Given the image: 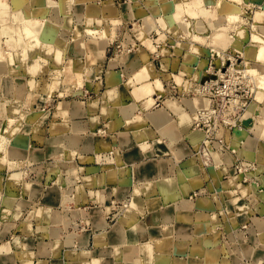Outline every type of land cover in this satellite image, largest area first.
Wrapping results in <instances>:
<instances>
[{
    "label": "crops",
    "instance_id": "0c3cea01",
    "mask_svg": "<svg viewBox=\"0 0 264 264\" xmlns=\"http://www.w3.org/2000/svg\"><path fill=\"white\" fill-rule=\"evenodd\" d=\"M81 1L61 0L57 16L71 14L74 19L68 23L73 24L97 25L103 19L113 23L116 18L110 9L115 6L122 23L138 20L134 23L140 28L137 38L142 42L145 32L151 30L147 20L156 25L164 16L163 24L177 21L171 0L163 4L168 15L164 11L155 14L151 0H132L128 8L115 0ZM243 1L264 6V0ZM234 3L241 7L242 2ZM136 10L147 12V17L135 15ZM61 34L64 45L47 48L50 65L44 63L40 68L49 76L34 77L33 82L53 89L56 85L88 86L97 88L98 95L62 98L53 108L43 110V128L34 133L37 144H26L22 155H14L30 160L27 169L36 174L23 182L34 193L29 192L25 204L22 202L25 211L28 206L31 210L23 221L13 219L15 223L7 229L14 232L0 242V264H264V230L256 234V224L246 225L255 216L264 218L263 196L252 185L242 183L235 164L227 161L228 154L218 164L210 159L216 169L222 166L219 175L207 171L194 153L193 137L200 132L192 130L191 107L182 99L187 97L183 91L190 77L182 71L181 67H187L180 63L181 53L177 51L176 57L163 62L152 58L151 46L143 42L132 51L108 57L86 34ZM111 40L103 43L107 52ZM83 48L87 49L76 51ZM183 51L195 58L193 48ZM59 55L56 67L54 59ZM65 59V63L73 62L76 72L67 71V64L62 66ZM148 79L162 81L160 107L147 104L158 91L156 88L148 97L152 87ZM45 93L42 109L50 100ZM138 93L147 97L137 98ZM169 98H175L183 112L167 104ZM133 100L136 108L132 113L122 108ZM163 107L173 121L165 110L152 111ZM60 140L63 148L54 153L51 145ZM112 150L113 161L96 160L98 153ZM142 182L147 185L141 186ZM127 198L130 209H123L115 219L111 200Z\"/></svg>",
    "mask_w": 264,
    "mask_h": 264
},
{
    "label": "rangeland",
    "instance_id": "374dc122",
    "mask_svg": "<svg viewBox=\"0 0 264 264\" xmlns=\"http://www.w3.org/2000/svg\"><path fill=\"white\" fill-rule=\"evenodd\" d=\"M2 1L6 3L8 7L3 9L0 6V50L2 52L3 57L5 58V62H6L5 64L7 66V69L5 71L0 72V132H1L0 139L2 138V136L3 138H5V143H4L5 147L0 150V242H5L7 239L10 238V235L14 232V229H12L13 231L7 229L9 226H11L10 224L14 222L13 219L16 218L15 222L17 221L19 223L20 221L24 220L29 210H31V206L30 207L28 206L27 211H25L24 199L28 198L29 192L30 194L34 193L33 192L34 189L33 187H30V184L23 182V180L30 179L31 176L35 175L36 173L35 172L33 173L31 172L30 169L29 170L27 169V166L30 164V162L28 161L30 160H24V158L22 157L16 158L14 155L17 156L22 155L24 153L23 150L26 149L25 148L26 144H31V145L37 144L38 140L35 137L36 134L34 133H38L39 129L41 128L42 130L43 128L42 124L44 121H43V117H41L44 112L43 110L53 108L55 106V103L62 98L78 99L82 96L92 98L93 96L96 97L98 95L97 88H92L88 86L78 89L68 86L58 88L56 85L55 86L56 88L53 89V88L43 87L41 86V84H39V82L36 83L33 82L35 81V78H42L49 76L50 73L48 71L45 70V73H43L44 70L40 71L41 68L40 65L44 63H45L44 65L46 66L50 65L49 64L50 62L47 61L48 58L46 57L47 51H49V49L47 50V48L64 45V40L61 33L63 34L67 33L69 37L71 36L77 37L78 35L86 34L85 36H90L91 38H93L98 43L99 49H101L102 47V51L104 50V52L107 53L108 57H110L112 55L116 56L121 53H127L128 52L127 48L131 46L141 47L143 46V42L147 43V45L149 44V46H151V48L154 49L155 45L153 41L155 38L158 37L157 31H155L156 29H158L161 38L164 39H165L164 33L166 31L173 32L176 37L172 41V43L174 44V48H176L174 54L169 56L168 54H165L166 52L164 50L163 52H160L158 56L156 51L151 50L152 58L154 57L158 60L161 59L164 62L170 58L176 57L175 53L177 51L178 53L179 52L181 53L178 54L180 63L185 62V65L187 67V68L181 67L182 71L184 73L186 72L191 78L195 79L193 80L194 84L190 89L191 91L188 92L183 91L184 94L186 93L187 97L183 96L182 99L191 107V112H193L194 114H196L198 108L209 106V101L206 97L199 96L196 94L197 93L195 91L196 86L199 87L198 85L203 84L205 80H209L214 83L212 91L214 93H217L219 91V86H217V82L223 83V80L225 79L229 81L230 86L228 87L227 95L225 94L222 95V98L218 96L217 101L219 103L220 102L222 103V100H224V104L222 103V105L226 109V112L228 110L231 113H233V111H236L237 109L239 112L240 109L241 112L243 113L242 121L243 120L250 121V125H251L250 127H244V124L242 122L238 123L236 127L240 125L241 126L243 125V127H239L236 130L237 136L232 135L234 139L232 145L235 150H240L242 152V157L244 158V161L248 160V158L252 159V163L249 164L246 162V166L247 168L250 165L256 166L255 168L249 170L255 173L253 174L255 177H253L254 182L252 184H247V185H252L251 187L257 189V191L259 192V196H263L264 198V180H263L264 178L262 177V175H264V166L262 167V165L264 164V87H263L264 84H262V82L264 83V60L262 59L257 60V58L255 57L257 50L260 48L261 45L264 44L263 41L264 40V17H263L264 6H262L260 3L257 2H246L243 0H226L229 2L228 4L230 3L233 4L234 2L237 3L242 2L241 7L238 4L234 3L235 6L237 5L236 6L237 9L240 7L241 11L239 10L237 11V9L235 8L236 10L230 11V13L232 12L233 14L232 15L229 12H227L228 8L227 10H225V12H221L222 9L216 6L217 5L216 0H214V2L213 0L211 1L204 0V3L206 5L203 3L204 5L202 6V8L204 9L206 14L203 15V13H201L197 15H192L187 10L188 0H172L174 3L181 2V4L184 7L183 8L184 12L181 14L180 18L174 23L172 24L169 23L168 25L166 23L163 24L165 21V16L164 18L159 19V21L161 22L159 25H156L155 22L151 19L147 20L151 30L148 31V33L145 32L146 35H144L145 37L142 38L143 39L142 42L140 38L139 39L137 38V36H140L139 34L140 28L138 27V25L135 26L134 23L136 21L138 22V20L132 21L131 24L129 25L122 23L124 22L123 17H120L122 15L120 13L122 12L119 13L120 16L118 17V9L115 6L112 7V10L110 9V11H112V13L114 14L113 15L114 18H116L115 20L112 21L113 23H109L108 19L106 20L103 19L102 22L98 23L97 25H93L92 23H88V22H86L88 23L86 25L85 21L82 24L81 22L78 21L74 22V24L71 22L68 23L69 20L74 19L72 18L73 16H71V14L60 13V16H57L58 13L56 10L58 8L56 6L57 3H59L61 0L60 1L59 0H2ZM102 1H107V0H96V2H102ZM115 1H117V3H121V0H115ZM136 1L137 0H135V2ZM151 1L152 3H154L156 7L154 10L155 14H161L164 11V15L165 14L168 15L169 12L165 10L163 4L170 0H151ZM190 1L191 0H189V2ZM128 2L132 3V0H125V1L122 0V3L126 5V8L129 7V4H127ZM209 2L212 4H210ZM228 4L227 6H229ZM52 6L54 7L51 13ZM107 6L108 5H106L105 7ZM71 12L72 9L70 8V13ZM209 13L210 14L214 13L216 16L212 15L213 17L210 18V16L208 17V15H210ZM227 14L228 15L230 14L231 17L228 16ZM258 14H261L262 16L261 17L262 20L259 23L256 20ZM135 15H142V16L145 15L144 16L145 18L147 17V12L141 11V13H139L136 10ZM234 15H236V17H233ZM117 17L119 19L118 21H117ZM78 18H80V15L78 16ZM230 18L231 20L228 21ZM33 20L38 21L39 23H42L44 25L43 27L44 30L42 31V34L39 37L40 43L36 36L29 37L26 35V33H24L25 31L23 30L26 24L33 23L34 22ZM65 22H67L68 24H66ZM125 22L128 23L129 21L126 20ZM53 23H56V27L54 26L55 24ZM88 25H90L91 27L89 26L90 27L89 28ZM5 28L8 29V32H4ZM88 28L95 30V33L94 34L90 33ZM100 29L102 31L104 30L105 32L104 31L101 32ZM102 33L103 35H101ZM112 33L114 35H112ZM252 35L254 37L256 35L258 37H262V36L263 37L259 38L262 39L261 41L258 40V38H256L257 40H254L253 39L254 37ZM193 36L194 37L201 36V39L199 37L198 38L196 37L194 39ZM204 37H206L207 39ZM108 39H112L111 40L112 43L108 47L109 52H107V50H105L103 46V43L107 42ZM79 41H85V40L79 39ZM76 44L77 42L73 43L72 49L73 47H75ZM188 47H191V49L193 48L196 51V53H194L195 58L193 57L190 58V56L189 57L186 56L187 55L186 51H183V49ZM87 48H83L80 51L78 50L76 51L81 53L85 51ZM59 56L55 57L54 59V63L56 67H58L60 64L58 59H60L61 56L60 57ZM44 58H46L45 59L46 61L42 60ZM33 61L34 63H32ZM65 61L66 59L63 60L62 66H65L67 64V67H65L66 70L68 69L69 72L73 71L72 73L76 72L74 71L73 68L74 66L73 62L69 61L68 63H65ZM82 64H84L85 66L86 65L85 61L82 62ZM34 66L36 68H34ZM255 67L258 70L259 69L260 70L258 71ZM193 68L194 71H192ZM252 68L256 69L257 71L256 70L254 71V69L253 71H251ZM188 69L190 70L188 71ZM85 71L86 74H89L88 67H86ZM255 72L259 74L257 75ZM84 73L85 72L83 71V77L85 75ZM185 74L183 77H185ZM261 76H263V79L261 78ZM258 81H262V82L260 83ZM148 82L150 85H152L148 97L152 96L153 91L156 88L159 91L158 93L164 94L161 80L156 79L155 81H152L148 79ZM28 83H31L32 85L31 84L29 85ZM157 83L159 85H157ZM188 83L186 84V86L188 85ZM80 89H82V91ZM43 91L46 92L45 93L46 97L47 96L49 97L50 94L49 103L44 107V109H42L44 103L42 100ZM228 99L229 101L238 99L236 109H234L235 108L234 103L230 104L229 102L228 103L225 102ZM188 100L192 101L191 104L188 103ZM201 100L204 101V103L200 104L199 101ZM177 102L178 101L175 98H169L166 101L167 104L174 106L178 112H183L184 109H182L180 106H177L178 105ZM147 104H149L150 106L154 105L155 99L151 98L150 101L147 102ZM122 108L128 110L130 109L132 113L133 110L136 108V100H133L130 103H126L125 106ZM143 108L147 109V106L144 105ZM152 109H153L152 111L155 110L167 111L166 109H164V107L157 109L152 108ZM150 111L151 110H149V112ZM191 112H190V116H191ZM168 113L170 114V117L172 119L171 121H173L174 118L171 116V113L170 112ZM46 119H47L46 121L48 122L47 117ZM229 120L232 121L231 119ZM191 122H192L191 128L193 130L195 123L192 121V119ZM236 127L232 128L233 132ZM227 128L230 129L229 127ZM5 129L8 130L6 131ZM194 135L195 134H193V136ZM219 136L221 138L223 137V134L220 132ZM195 137L196 139L193 137V142L195 145H199L201 140L205 139V137L202 136L201 132L200 134H198V136ZM40 142H43V140ZM206 143L209 145V147L213 146V144H211L209 140H206ZM241 144H243V147L239 149ZM60 145H61V140L59 143H57V145L53 143L51 145L52 151L54 153H59V151L63 148V146ZM215 146L219 148L216 142H215ZM215 150H211V154H208V158H211V161L214 160L218 164L219 162H221V159H223V157H221V153L219 151H215ZM194 153L199 159L201 158V155H199V153H197L196 150ZM227 154H228L227 161L229 163L235 164L236 159L233 158L230 152H227ZM208 158H206V161L209 162L210 160ZM96 160L98 162H103V163L111 162L114 160V156L110 153L108 154L98 153L96 155ZM201 162L204 166L205 163H203V159H201ZM215 167H217L215 164H210V169L212 171H215L216 169ZM220 169H222V167ZM220 169L217 168L216 172L219 175H222L223 171ZM258 173L263 178L262 181L259 179ZM257 180L259 181L258 182L259 186L254 184ZM146 185L147 184L145 182H142L141 184V186L144 187ZM42 186L47 187V185H42ZM124 201H125L124 203L127 205L126 209H130L131 207L130 200L127 198ZM22 202H24V204H22ZM112 202L113 201L111 200V203ZM63 204L67 205V201H63ZM108 211L110 212V207L108 208ZM121 211L114 215L115 219L120 215ZM18 213L19 216L14 217L15 214ZM263 213L264 212L262 210V214ZM248 224H251L250 226L252 227L254 226L253 224H256L258 229L256 231V234L264 230L263 217L255 216L253 218V222L250 223L248 221L246 225L248 226ZM246 229L247 228H245V230ZM258 264H262V263L259 262Z\"/></svg>",
    "mask_w": 264,
    "mask_h": 264
},
{
    "label": "built area",
    "instance_id": "2783aa9c",
    "mask_svg": "<svg viewBox=\"0 0 264 264\" xmlns=\"http://www.w3.org/2000/svg\"><path fill=\"white\" fill-rule=\"evenodd\" d=\"M121 2H122V0H121ZM155 31H157L158 37L155 39L153 37V39H154L153 43L155 45V48L152 50L156 51L158 56H159V53L163 52L164 50L166 52L165 54H168L169 56L174 54L176 48H174V44L172 43V41H173V39L176 38L175 34L171 31H166L164 33V35H165V39H164V38H161V35H160L158 29H156ZM136 46H138V45H136ZM127 49L129 52V51H132L134 49V47L131 46ZM188 77H190V76L188 75ZM190 80H191V82L189 81L188 85L184 89L185 92L191 91L190 89L192 88V86L194 84L193 80H195V79L190 77ZM229 84H230L229 81L226 79L223 80V83L217 82V86H219V91L217 93H214L212 91L214 83L212 81H209V80H205V82L203 84L198 85L199 87H197V86H196L197 88L195 87V91L197 92L196 94L199 96L206 97L209 101V106L198 108L196 114L191 112L192 121L195 123V125L193 127V131H199L202 133V136L205 137L204 140H201L199 145H196V152L199 153V155H201V159H203V163H205L204 165L206 166L208 171L211 170L210 164H212V162L209 161L210 162L209 163L208 161H206V158H208V154H211V150L216 149L215 151H219L221 153V157H223L225 154H227V152H230L233 155V157L236 159V163H235L236 173L242 179V183L243 184L245 183L244 185L252 184L254 182V180L251 181V178L255 177L253 175L255 173L253 171L251 172L249 170L255 168L256 166L250 165L247 168L246 162L250 164V163H252V159L248 158V160L244 161V158H241L242 152L240 150H235L233 148V145H232L233 144L232 142L234 140L232 135H236V130L239 127H243V125L236 127L239 122L240 123L242 122L243 113L241 112L240 109H239V112H238V109L236 111H233V113H231L228 110L226 112V109L222 105V103L224 104V100H222V103L221 102L219 103L217 101L218 96L220 98H222V95H224V94L227 95L228 87L230 86ZM158 92L159 91H157L156 95H155L154 106H156V107L162 106V98H163L162 95L163 94L158 93ZM225 102L226 103L229 102L230 104L234 103V105H235L234 109H236L238 99L237 100L235 99L232 101H229V99H228ZM229 119H231L232 121H230ZM227 127H229L230 129H228ZM233 127H236L234 129V132L232 131ZM220 132L223 134V137H221V138L219 136ZM206 140H209L211 142V144H213V146L209 147V145L206 143ZM215 142L217 143L219 148H217V146H215ZM242 147H243V144H241L239 149H241ZM113 152L114 151L112 150L110 152V154L113 155ZM208 159L210 160L211 158H208ZM204 160H205V162H204ZM207 163H209V164H207ZM253 163H255V162H253ZM258 177L262 181V177L259 175V173H258ZM258 182L259 181L257 180L254 184L258 185ZM124 202L125 201H119L117 199L113 200L111 205L114 209V213L112 215H115L116 213L120 212L122 209H126L127 205ZM245 227H246V225H244V228Z\"/></svg>",
    "mask_w": 264,
    "mask_h": 264
},
{
    "label": "bare ground",
    "instance_id": "6f19581e",
    "mask_svg": "<svg viewBox=\"0 0 264 264\" xmlns=\"http://www.w3.org/2000/svg\"><path fill=\"white\" fill-rule=\"evenodd\" d=\"M62 1H64V0H62ZM211 1V0H210ZM217 1V5L216 6H218V7H220L222 10H221V12H225V10H227V8H228V10H227V12H229L230 13V11L231 10H236L237 9V5L235 6V4L233 3H230V4H228L229 2L228 1H226V0H216ZM213 2H214V0H213ZM171 3L173 4V6L175 7V12H176V16H175V18L178 20L179 19V16H181V14L184 12V7H183V5L181 4V2L180 3H174L172 0H171ZM187 3H188V12L190 13V14H192V15H197V14H201V13H203V15H205L206 13H205V11H204V9L202 8V6L205 4L204 3V0H191L190 2H189V0L187 1ZM204 3V4H203ZM207 3H208V1H207ZM210 3V2H209ZM210 4H212V3H210ZM227 4L229 5V6H227ZM206 5V4H205ZM0 6L3 8V9H5V8H7L8 7V5L6 4V3H4L2 0H0ZM236 8V9H235ZM208 9V8H207ZM261 9V8H260ZM219 10V9H218ZM241 11L240 10V7L237 9V11ZM237 11H234V12H237ZM259 11V10H258ZM226 12V13H227ZM208 14V13H207ZM210 14V13H209ZM230 14H232V12L230 13ZM230 14L228 15V16H230ZM216 16L214 13L213 14H210V15H208V17L210 16V18L211 17H213V16ZM233 15V14H232ZM262 16H263V13H262ZM261 16V14H258L257 15V22L259 23L261 20H262V17ZM194 17V16H193ZM206 17V16H205ZM231 17V16H230ZM233 17H236V15H234ZM233 17H232V19H233ZM238 17H239V15H238ZM264 17V16H263ZM215 18V17H214ZM261 18V19H260ZM237 19V18H236ZM231 20V18L228 20V21H230ZM234 20H235V18H234ZM27 21H29V20H27ZM34 22L33 23H28V24H26V26L24 27V33H26V35L27 36H36L37 38H38V41H39V37L41 36V34H42V31L44 30L43 29V27H44V25L42 24V23H39L38 21H35V20H33ZM56 22V21H55ZM58 23V22H57ZM53 24H55L54 26L56 27V23H53ZM92 25V24H91ZM34 26V27H33ZM90 25H88V27H89ZM64 27V26H63ZM91 27V26H90ZM89 27V28H90ZM97 27V26H96ZM257 27V26H256ZM88 28V29H89ZM93 28V27H92ZM97 29V28H96ZM260 29V28H259ZM101 30V29H100ZM11 31V30H10ZM89 31H90V33H92V34H94L95 33V30H93V29H89ZM88 31V32H89ZM104 31V30H103ZM102 30H101V32H103ZM4 32H8V29H4ZM12 32V31H11ZM105 32V31H104ZM199 34V33H198ZM258 34V33H257ZM262 34V33H261ZM25 35V36H26ZM99 35V34H98ZM101 35H103V33L101 34ZM112 35H114L113 33H112ZM195 35V34H194ZM253 35H254V33H253ZM252 35V36H253ZM263 35V34H262ZM97 36V35H96ZM88 37V36H87ZM90 37V36H89ZM194 37V36H193ZM197 37V36H196ZM196 37H194V39L196 38ZM200 39H201V36H198ZM197 37V38H198ZM203 37V36H202ZM254 37V36H253ZM263 37V36H262ZM262 37H258L257 35L253 38L254 40H257L256 38H258V40H262V39H259V38H262ZM26 38V37H25ZM35 38V37H34ZM91 38V37H90ZM99 38V37H98ZM204 38H206V37H204ZM29 39V38H28ZM33 39V38H32ZM203 39V38H202ZM207 39V38H206ZM252 39V38H251ZM200 41H203V40H200ZM205 41V40H204ZM264 41V40H263ZM84 42V46L85 47H88L87 46V44H85V41H83ZM38 43V42H37ZM39 43H40V41H39ZM261 43V42H260ZM263 43V42H262ZM244 50V49H243ZM34 56V55H33ZM37 56H38V54H37ZM36 57V56H35ZM252 57H253V54H252ZM255 57L257 58V60L258 59H262V60H264V44L263 45H261L260 46V48L257 50V52H256V55H255ZM34 58V57H33ZM38 58V57H37ZM38 61H39V59H38ZM263 62V61H262ZM6 62H5V58L3 57V55H2V52H1V50H0V72H3V71H5L6 69H7V66H6V64H5ZM32 63H34V61L32 62ZM39 64H41V63H39ZM70 64H72V63H70ZM40 66H42V65H40ZM39 66V67H40ZM38 67V68H39ZM75 66H73V68H74ZM34 68H36L35 66H34ZM72 68V69H73ZM256 68V67H255ZM66 69V68H65ZM253 69L254 68H252V70L251 71H253ZM257 69V68H256ZM256 69H254V71L256 70ZM192 70V69H191ZM258 70V69H257ZM256 70V71H257ZM260 70V69H259ZM258 70V71H259ZM67 71H69L68 69H67ZM192 71H194V68H193V70ZM196 71V70H195ZM249 71V70H248ZM261 71H263V70H261ZM73 72V71H72ZM71 72V73H72ZM250 72V71H249ZM256 74H257V72H255ZM7 74V73H6ZM259 74V73H258ZM257 74V75H258ZM262 74V73H261ZM260 74V75H261ZM202 75V74H201ZM197 78H198V76H197ZM261 78L263 79V76H261ZM259 79H260V76H259ZM263 81V80H262ZM262 81H258V82H262ZM260 83H259V85H260ZM262 84H264L263 82H262ZM260 87H262V86H260ZM264 87V86H263ZM261 90V89H260ZM262 91V90H261ZM139 97H141V99H144V98H146L147 96L145 95H143L142 93H138L137 94V98H139ZM207 104V103H206ZM205 104V105H206ZM252 110V109H251ZM251 110H249V111H251ZM253 111V110H252ZM154 115V114H153ZM12 120V119H11ZM11 122V121H10ZM13 125V124H12ZM6 131L8 130V129H5ZM1 133V132H0ZM8 133V132H7ZM6 133V134H7ZM9 134V133H8ZM1 136V135H0ZM5 136V135H4ZM9 136V135H8ZM5 138H3V136H2V138L0 139V150L1 149H3L4 147H5ZM57 143H58V141H57ZM143 143V142H142ZM9 146V145H8ZM8 150V149H7ZM9 158V157H8ZM234 158V157H233ZM10 160V159H9ZM26 164V163H25ZM9 165V164H8ZM11 165V164H10ZM13 165V164H12ZM18 165V164H17ZM13 167V166H12ZM15 167V166H14ZM214 167V166H213ZM216 168V167H215ZM216 171V170H215ZM17 172V171H16ZM14 175V174H13ZM14 177V176H13ZM15 178V177H14ZM15 181V180H14ZM18 181V180H17ZM113 201V200H112ZM128 204V203H127ZM8 208V207H7ZM5 209V208H4ZM3 210V209H2ZM107 259H108V257H107Z\"/></svg>",
    "mask_w": 264,
    "mask_h": 264
},
{
    "label": "water",
    "instance_id": "95a60500",
    "mask_svg": "<svg viewBox=\"0 0 264 264\" xmlns=\"http://www.w3.org/2000/svg\"><path fill=\"white\" fill-rule=\"evenodd\" d=\"M242 123L244 124V127H250V121L249 120H243Z\"/></svg>",
    "mask_w": 264,
    "mask_h": 264
}]
</instances>
